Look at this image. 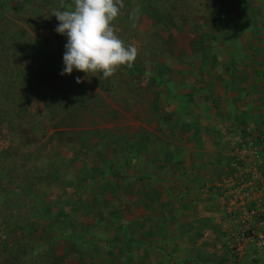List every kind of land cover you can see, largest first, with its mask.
I'll list each match as a JSON object with an SVG mask.
<instances>
[{"label": "rangeland", "instance_id": "rangeland-1", "mask_svg": "<svg viewBox=\"0 0 264 264\" xmlns=\"http://www.w3.org/2000/svg\"><path fill=\"white\" fill-rule=\"evenodd\" d=\"M71 2L0 0V264L183 259L193 235L179 233L180 215L192 203L163 205L176 211L168 224L150 215L137 223V213L159 212L153 191L171 194L152 187L154 171L140 158L141 133L158 127L159 109L161 128H169L177 116L167 118V97L191 87L196 97L213 95L212 111L227 122L229 165L233 135L251 133L247 115L256 116V131L264 135V0H123L116 34L138 55L108 79L99 70L97 77L75 69L61 75L67 36L55 31L52 15ZM22 95L39 105L17 113ZM235 116L241 127H231ZM170 170L164 169L167 178L176 173ZM31 205L46 218L30 212ZM223 239L234 264L239 258L248 264V246L262 261L256 235L225 233Z\"/></svg>", "mask_w": 264, "mask_h": 264}, {"label": "crops", "instance_id": "crops-1", "mask_svg": "<svg viewBox=\"0 0 264 264\" xmlns=\"http://www.w3.org/2000/svg\"><path fill=\"white\" fill-rule=\"evenodd\" d=\"M19 51L21 49L17 53ZM39 52L36 51L34 54L39 56ZM197 93L198 91L188 87L182 92L178 91L173 97L169 95L168 103L166 99H157L155 104L167 103L166 110H169L167 118L173 114L177 116V120L173 117V123L169 125V128H161L160 119L163 112L161 113L159 109L158 127L155 130L152 129V133H141L139 151L142 155L140 158L145 166H150L154 171L152 187L158 186V190L166 187L171 194L167 197L153 191L151 201L155 203V207H159V212H155L154 209L148 215L137 213V219L142 218L141 221L137 220V223L143 224V218L150 215L154 219L161 218L164 224H168L167 221L175 216L176 211L163 210L161 207L168 202L175 203L181 199L184 202H190L193 206L184 211V215H180V217L185 216V221L182 222L179 233L187 232L193 237L188 245L187 241L184 242L187 251L183 259L179 256L173 260L169 258L167 264H178L181 259L184 264H234L233 256L224 253L226 247L223 245V235L229 233L239 237L242 232L237 225L230 223L227 217L230 210L229 203L227 201L223 203L221 198L222 192L232 181L234 174L233 164L229 165L230 153L226 146L231 136H228L226 132L225 118L221 121L218 119L220 121L218 123L216 110L211 109L214 96L211 95L209 99L208 96L199 98L196 97ZM21 98L23 99L16 100L17 113H25L27 106L39 105L37 98L27 100L25 99L27 96L23 95ZM12 100L9 98L10 105L13 103ZM181 103L185 109H177ZM207 112L213 113L206 115L205 118L204 115ZM238 116L231 118L233 120L231 127H241L238 124L240 122ZM253 116L256 118L254 114L247 115V131L259 133L256 131V128L259 129L258 122L252 120ZM195 117H199L198 122L195 121ZM172 126L174 128H171ZM166 164L171 166L170 173L173 170L176 171L174 176L169 175L167 178L164 175ZM180 165L184 167L180 168L178 173ZM180 185H183L182 190L179 189ZM138 227L140 228V225ZM246 249L248 264H264V254L261 261V259L258 260L259 255L253 253L257 252L255 248L248 246ZM238 250H243L240 245ZM133 260L135 264L145 262L142 255ZM240 260V258L237 260L238 264H241Z\"/></svg>", "mask_w": 264, "mask_h": 264}, {"label": "clouds", "instance_id": "clouds-1", "mask_svg": "<svg viewBox=\"0 0 264 264\" xmlns=\"http://www.w3.org/2000/svg\"><path fill=\"white\" fill-rule=\"evenodd\" d=\"M123 7V0H72L66 10L53 13L58 21L55 31L67 36L61 75L75 69L89 77L99 70L108 79L119 66H132L137 48L116 34L114 24ZM82 82L76 79L77 84Z\"/></svg>", "mask_w": 264, "mask_h": 264}, {"label": "built area", "instance_id": "built-area-1", "mask_svg": "<svg viewBox=\"0 0 264 264\" xmlns=\"http://www.w3.org/2000/svg\"><path fill=\"white\" fill-rule=\"evenodd\" d=\"M230 145L234 174L221 198L229 203L228 215L241 234L256 235L257 245L264 248V135L238 133Z\"/></svg>", "mask_w": 264, "mask_h": 264}, {"label": "trees", "instance_id": "trees-1", "mask_svg": "<svg viewBox=\"0 0 264 264\" xmlns=\"http://www.w3.org/2000/svg\"><path fill=\"white\" fill-rule=\"evenodd\" d=\"M0 5H2V4H0ZM247 10H248V12H249V16H250V20H251V23L252 24H254V22H255V16H254V14H253V12H252V9H250V8H247ZM29 210H30V212H34V213H36L35 215L37 216V218H46V216L43 214V215H41L42 213H41V208L38 206V205H31V206H29ZM3 248V243L2 242H0V248Z\"/></svg>", "mask_w": 264, "mask_h": 264}]
</instances>
